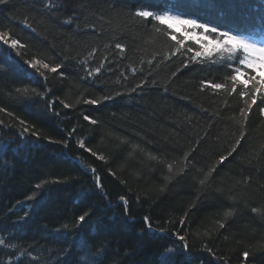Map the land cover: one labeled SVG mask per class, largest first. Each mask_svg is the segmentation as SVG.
<instances>
[{
  "label": "trees",
  "instance_id": "trees-1",
  "mask_svg": "<svg viewBox=\"0 0 264 264\" xmlns=\"http://www.w3.org/2000/svg\"><path fill=\"white\" fill-rule=\"evenodd\" d=\"M51 2L0 5V31L25 45L13 50L0 42V107L15 117L0 113V240L7 242L0 245V264H77L101 246L102 264H264V93L244 120L238 92L201 90V81L230 86L227 65L238 64L233 54L193 62L186 48L198 46L189 40L172 55L178 46L167 28L135 16L168 10L223 29L256 31L264 30V0ZM33 58L62 68L45 71V81L25 63ZM96 67L101 71L87 76ZM24 87L45 98L16 92ZM104 95L113 99L82 102ZM19 119L40 138L22 134ZM241 133L237 151L217 163ZM80 139L104 160L80 149ZM57 180L36 192V184ZM85 211L91 215L76 227Z\"/></svg>",
  "mask_w": 264,
  "mask_h": 264
},
{
  "label": "snow or ice",
  "instance_id": "snow-or-ice-1",
  "mask_svg": "<svg viewBox=\"0 0 264 264\" xmlns=\"http://www.w3.org/2000/svg\"><path fill=\"white\" fill-rule=\"evenodd\" d=\"M9 0H0V5H6ZM52 2L48 0V3L45 4V7H51ZM135 16L141 18L144 21H154L156 24L160 26H165L167 28V32L165 35L168 38L175 42L178 46L172 51V55H176L178 52H181V49L186 47V41H193L195 45L198 46V49H194L191 46H187V53H191L189 59L193 62H203L205 59L211 60L215 55H220L225 52L233 54L230 59H237L238 64H228L227 67L231 70V74L226 76V81H230V86L225 82H213V81H201V90H204V87L211 88L212 90H223L228 95H232L233 93H237L243 99L244 107L240 109V115L244 120H247L249 113L253 109V106L257 104L258 94L264 93V46H259L255 43L249 42L243 36L235 35L230 30H221L218 27L210 26L207 23L199 22L197 19H189L182 18L180 16L172 15L170 13L156 14L152 11L148 10H137L135 12ZM70 18L65 21V23H70ZM25 26H29L27 23V19L23 21ZM161 29L159 27L156 28V31L159 32ZM195 30H202V32H197ZM179 32L180 36L183 37L179 39L175 33ZM0 42L4 45H8L10 49L16 50L17 48H23L25 45L21 44L17 39H11L10 33L7 31H0ZM116 48L121 52L124 51V47L120 44H116ZM95 51V49H93ZM183 54V53H182ZM17 55H20L17 52ZM91 56V53H89ZM25 63L34 70L35 74L39 77L43 78L47 81L48 76L45 74V71L48 73H57L58 70L62 68V64H50L45 62L43 59L33 58L31 60H26ZM86 63V61H85ZM184 66H187V61L184 62ZM102 67V65H101ZM101 67H96L87 71V76L91 77L95 73H99L101 71ZM179 70V69H178ZM62 75V73H61ZM175 75V73H173ZM83 79V78H82ZM137 88L141 87V85H137ZM131 91L135 92L136 89L133 88ZM17 93H21L23 96L32 98L39 97L41 100L45 98V92L40 91L38 88L24 87L17 88ZM115 95L119 96L121 93L117 92ZM264 98V97H262ZM113 99L112 95H104L102 98L98 97L95 99H84L82 102L88 105H97L100 104L104 100ZM78 102H81L78 100ZM54 103V102H53ZM53 103H49V108L53 107ZM63 104L64 108H69L70 105L65 103L63 100L60 101ZM0 113H6L9 117H14L12 112L7 111L5 108L0 107ZM260 114L264 115V108H260ZM59 116V113H56ZM83 119L88 121L90 124H97L98 122L95 119L90 118L88 115H84ZM3 123V121H0ZM19 124L21 126V133L24 135H31L40 138V133L35 129L33 125H29L24 119H19ZM75 132V128H73L69 132V136H71ZM244 139L243 133L239 139L235 141V145L232 150L228 152L227 156H220L217 163H223L228 157H230L235 151H237V146L241 144V141ZM53 142V141H50ZM57 143H61V141H55ZM77 145L80 149H83L85 152L90 153L92 156L97 157L100 160H104V157L97 156V153L90 148L86 147V142L84 139H80L77 141ZM188 153H185V158H187ZM152 159H157L156 157H152ZM172 164H168V169L172 171ZM215 165L210 167L206 173H204V179H201L199 183L203 186L206 184L208 178L215 171ZM95 174V168L90 169ZM184 169L181 168V172ZM95 184L97 188H102L101 178L96 175L94 177ZM48 183H59V181H42L35 185L36 192L38 193L41 189L45 187ZM35 193L32 196H28V200L35 199ZM120 200L127 205V200L124 196L120 197ZM257 209H253V212H256ZM125 214H127V208L125 209ZM25 217H27L28 213L25 212ZM91 215L90 212L85 211L83 214L76 217L75 224L76 227L82 226L87 218ZM226 215H230V213H226ZM144 223L147 226L149 231H152L151 220L149 217L145 216ZM185 223L184 218H181L180 224L183 225ZM221 228L224 227V224L221 223L219 225ZM180 241H184L185 237L179 235V233H174ZM0 245L7 247V242L4 240H0ZM85 245L81 246V251H83ZM187 244H184L185 250L187 249ZM211 251V249H208ZM71 250L69 249L68 252ZM91 252V249L88 250ZM106 251V247L101 246L97 253L93 254L91 259H88L87 256H82L77 264H102V258L97 259L96 257H102V252ZM167 252L171 253L174 251L172 248L166 249ZM68 254V253H66ZM163 255V254H162ZM245 261L249 256L248 251H244L242 253Z\"/></svg>",
  "mask_w": 264,
  "mask_h": 264
},
{
  "label": "rangeland",
  "instance_id": "rangeland-1",
  "mask_svg": "<svg viewBox=\"0 0 264 264\" xmlns=\"http://www.w3.org/2000/svg\"><path fill=\"white\" fill-rule=\"evenodd\" d=\"M163 13H165V12H163ZM163 13H160V14H163ZM167 13H170V14L176 15V16H180V15H177V14H174V13H171V12H167ZM180 17H182V16H180ZM182 18H185V17H182ZM248 41L251 42V43H255V44L259 45V46H264V37L262 38L261 41L260 40H255V41L248 40Z\"/></svg>",
  "mask_w": 264,
  "mask_h": 264
}]
</instances>
